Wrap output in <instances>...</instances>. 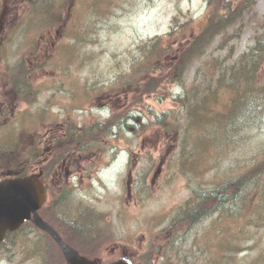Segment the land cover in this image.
<instances>
[{
	"label": "rangeland",
	"instance_id": "rangeland-1",
	"mask_svg": "<svg viewBox=\"0 0 264 264\" xmlns=\"http://www.w3.org/2000/svg\"><path fill=\"white\" fill-rule=\"evenodd\" d=\"M49 1L35 0L31 8L27 0H0V17L3 11L7 13L0 20V106L4 104L8 113L0 116V178L10 169L22 170L24 165L30 172H38L39 165L54 158L59 143H68L66 130L71 138L85 139L81 143L71 140L84 145V149L71 153L76 147L70 146L60 153L59 161L48 163L51 171L62 165L63 158L71 159L73 163L66 164L71 172L69 177L73 172L76 175L72 178L73 186L69 184L74 189L68 191L67 198L48 195L42 216L66 240L103 262L125 257L143 264L141 255L151 252L164 239L166 225L190 195L191 186H195H190L185 173L169 167L176 142L155 124L148 125L155 114L175 105L173 94L182 91L181 82L172 80L158 93L144 95L141 78L148 76L144 77L148 71V42L164 36V47L169 43L177 46L187 38L182 32L171 38L165 36L173 24L176 26L175 18L182 23L193 17L188 34L196 33L207 16L209 4L206 0H99L106 7L98 12L97 0H53L51 12L58 22L44 24L41 19L47 15ZM7 4L10 7L5 8ZM263 20L264 0H256L254 7L244 14L246 28L235 41L237 54L248 50L255 29ZM222 37L216 39L211 55L221 51ZM20 62L29 69H20L16 65ZM161 65L165 70L170 67L169 62ZM194 68L187 84L193 79ZM24 73L40 89L31 105L19 102L15 90L2 80L8 76L22 79ZM40 110L47 113L41 122L37 116ZM128 110L135 116L130 125L123 129L116 126L115 134L107 138L97 140V133L90 137L87 130L91 126L109 121L115 111L124 115ZM48 133L52 135L51 141ZM36 137L41 140L37 144L41 154L38 160L31 161L27 157L36 147ZM9 142L11 148L6 153ZM233 154H240V150ZM216 167L211 165L201 172L206 185L213 181L219 170ZM61 172L66 173L65 169ZM60 180L63 178L59 176L50 180L49 188ZM63 208L72 221L81 223L77 228L80 233L73 226L67 228L58 222L57 212L63 214ZM87 218H91V226H84ZM29 226L33 227L31 223ZM197 231H192V240L187 242L195 249L196 244L200 245V263L246 264L247 259L263 253L264 240H222L226 237L207 229L193 239ZM40 232L35 229L34 234L30 233L32 240L18 238L1 255L0 264H60V253L51 239H45ZM259 233L264 237V228ZM40 239L42 243L37 241ZM172 242L155 252L152 264H162V253L174 256L179 252L178 258L182 257L187 242L182 248L177 241ZM232 243L238 245V252Z\"/></svg>",
	"mask_w": 264,
	"mask_h": 264
},
{
	"label": "trees",
	"instance_id": "trees-1",
	"mask_svg": "<svg viewBox=\"0 0 264 264\" xmlns=\"http://www.w3.org/2000/svg\"><path fill=\"white\" fill-rule=\"evenodd\" d=\"M97 1L96 10L100 12L106 6ZM206 1L208 13L197 33L188 34L193 17L182 23L175 18L176 26L173 24L168 36L182 32L187 37L185 42L177 46L169 43L167 47L162 44V38L148 42V71L144 77L148 76L141 78L144 95L157 93L167 81L178 80L183 87V91L174 96L177 105L155 114L148 125H157L178 143L174 162L180 165L182 173H192L189 180L196 185L165 227L164 239L155 244L151 252L141 255L143 264H152L155 252L172 242L169 238H174V242H187L192 229L208 218L217 232L229 229L228 240H264L259 233L264 228V20L255 29L248 50L237 54L235 41L246 28L244 14L254 7L256 0ZM220 35L223 36L220 47L225 53L209 56L210 48ZM162 62H169L170 67L161 68ZM195 62L198 64L193 80L185 85ZM31 89L30 82L23 79L16 90L19 96L26 98L28 93L32 94ZM32 100L33 96L30 102ZM134 118L129 110L124 115L115 111L109 121L96 123L87 131L90 137L97 133V140L107 138L116 126L123 129ZM67 138L68 143L58 144L56 157L74 145L71 140L85 141ZM10 144H6V152L10 151ZM239 146L243 148L240 154L230 155ZM36 156L37 152L32 149L27 159L34 161ZM209 158L211 165L224 162L228 167L214 174L211 184L206 185L200 175L208 167ZM27 171L24 165L21 174ZM185 245L187 249L182 257L178 258L179 252L174 256L162 253V264H204L197 257L195 245L188 246V242ZM237 247L232 243L236 252ZM262 251L255 258L247 259L246 264L264 263V249ZM85 253L94 256L89 251ZM59 262L63 264L64 260L59 259Z\"/></svg>",
	"mask_w": 264,
	"mask_h": 264
},
{
	"label": "water",
	"instance_id": "water-1",
	"mask_svg": "<svg viewBox=\"0 0 264 264\" xmlns=\"http://www.w3.org/2000/svg\"><path fill=\"white\" fill-rule=\"evenodd\" d=\"M46 200L44 185L40 174L25 177L9 178L0 182V241L8 229L19 227L26 219L35 214L36 222L48 230L60 243L68 256L70 264H98L96 260L85 257L80 259L73 249L60 238L58 233L46 224L38 214V210ZM112 264H132L121 259Z\"/></svg>",
	"mask_w": 264,
	"mask_h": 264
},
{
	"label": "flooded vegetation",
	"instance_id": "flooded-vegetation-1",
	"mask_svg": "<svg viewBox=\"0 0 264 264\" xmlns=\"http://www.w3.org/2000/svg\"><path fill=\"white\" fill-rule=\"evenodd\" d=\"M3 107H4V104H2L0 106V108L3 110V111L0 110V113H1L0 115H2V116L7 113V110H6L7 108L6 107L3 108ZM51 139H52V135H50V133H48V141H51ZM72 163H73V161L71 159L70 160H63L62 165L61 166H58L54 170V173H53L54 176L55 177L56 176H59L60 178H63V180L64 179H68L69 174L71 172H70L69 168L66 167V164L67 165H70ZM63 169H65V171H66L65 175H63V173L61 172ZM45 181H46V183H48V176L45 177ZM63 185H65V184L64 183H61V180L55 182L54 187L50 190V192H52V194H54V195L61 194L64 191V186ZM11 235H12V237H10L9 240H17L18 239L17 237H14L15 233H12Z\"/></svg>",
	"mask_w": 264,
	"mask_h": 264
}]
</instances>
